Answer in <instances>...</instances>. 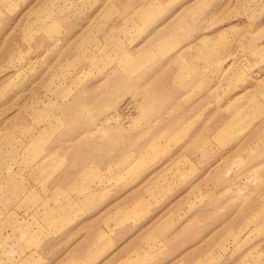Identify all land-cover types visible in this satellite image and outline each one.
<instances>
[{
    "label": "rangeland",
    "instance_id": "374dc122",
    "mask_svg": "<svg viewBox=\"0 0 264 264\" xmlns=\"http://www.w3.org/2000/svg\"><path fill=\"white\" fill-rule=\"evenodd\" d=\"M0 264H264V0H0Z\"/></svg>",
    "mask_w": 264,
    "mask_h": 264
},
{
    "label": "crops",
    "instance_id": "0c3cea01",
    "mask_svg": "<svg viewBox=\"0 0 264 264\" xmlns=\"http://www.w3.org/2000/svg\"><path fill=\"white\" fill-rule=\"evenodd\" d=\"M211 39V38H210ZM206 40H208V38H206L205 39V41ZM133 59L135 60V64H134V70L136 71L139 67H141V59H139V58H135L134 56H133ZM136 62H137V64H136ZM206 62L208 63V61L206 60ZM184 66H186L187 64L186 63H184L183 64ZM183 72V71H182ZM151 146V148L150 149H154V146H156V145H153L152 146V144L150 145ZM150 146H148V148L150 147ZM138 155H136V158H139V159H141V155L140 156H138ZM56 161V159H51V161H49V162H43L42 163V166L44 165V167L47 169V168H49V167H51L52 165H57V163L55 162ZM140 161V160H139ZM135 162H138V160H135ZM123 162H120V166H121V164H122ZM122 167V166H121ZM54 195L55 196H59V195H62V196H64L65 198H68L69 196L67 195V194H65V192L63 191V190H60V189H58V190H55V192H54ZM70 206V205H69ZM62 208H63V206H62ZM45 214H48V222H54L56 219H55V217H54V215H55V213L53 212V210L52 209H50V210H48V211H46L45 212ZM165 227V221L163 222V220L162 221H160L159 223H156V224H154V226H153V228H156V229H159L158 227Z\"/></svg>",
    "mask_w": 264,
    "mask_h": 264
}]
</instances>
